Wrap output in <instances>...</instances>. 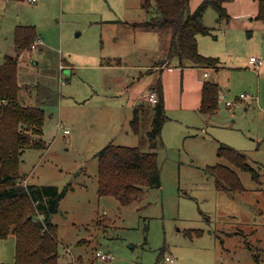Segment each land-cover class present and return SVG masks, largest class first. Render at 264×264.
I'll return each mask as SVG.
<instances>
[{"label":"rangeland","instance_id":"obj_1","mask_svg":"<svg viewBox=\"0 0 264 264\" xmlns=\"http://www.w3.org/2000/svg\"><path fill=\"white\" fill-rule=\"evenodd\" d=\"M201 1L189 0L190 10ZM142 3L0 0V64L6 55L17 58L19 99L45 111L47 146L23 150V182L68 186L52 216L62 262H96L99 249L111 253L107 264H264V20L255 17L258 1L234 0L228 21L209 6L203 22L210 33L197 36L198 50L218 57V67L182 70L176 56L166 70L154 68L168 61L171 31L135 25L151 12ZM18 24L35 25V46L16 47ZM250 56L261 64H250ZM204 80L220 85L212 114L194 103ZM158 83L166 120L162 142L152 148L146 134L151 104L138 96ZM136 104L145 105L138 134L130 124ZM109 142L155 150L160 186L144 187L127 204L99 195L97 154ZM221 142L244 152L256 174L218 156ZM218 162L238 173L240 189L217 185L206 167ZM14 255L10 232L0 239V262Z\"/></svg>","mask_w":264,"mask_h":264},{"label":"trees","instance_id":"obj_2","mask_svg":"<svg viewBox=\"0 0 264 264\" xmlns=\"http://www.w3.org/2000/svg\"><path fill=\"white\" fill-rule=\"evenodd\" d=\"M228 1L231 0H202L191 11L189 0H143L142 5L148 12L151 10L150 15L134 24L170 29V43L164 55L166 60L176 56L182 67L216 68L218 57L200 53L197 36L210 33V28L203 22V14L209 6L216 10L218 20H229ZM257 1L255 17L264 20V0ZM38 37L33 24H18L14 28L17 48L30 47ZM154 87L157 101L150 105L151 126L146 133L152 148L162 142L161 131L166 120L161 85L158 83ZM19 89L17 58L6 55L0 64V239L6 238L10 232L14 234L15 255L12 262L0 264H71L60 261L59 243L52 222L68 186L60 189L54 184L24 183V175L20 172L23 150L28 147L45 148L47 143L43 138L44 109L21 101ZM219 95V83L204 80L199 111L214 113L219 106ZM144 111L145 105L134 106L130 124L137 134ZM217 155L241 170L254 175L257 172L246 154L231 145L221 142ZM97 156L99 195H112L122 204H127L138 198L144 187L160 186L157 152L153 149L141 150L138 145L109 142ZM206 169L214 175L219 187L225 186L223 184L233 189L242 187L238 173L229 165L218 162ZM75 264L107 263H84L78 257Z\"/></svg>","mask_w":264,"mask_h":264},{"label":"built area","instance_id":"obj_3","mask_svg":"<svg viewBox=\"0 0 264 264\" xmlns=\"http://www.w3.org/2000/svg\"><path fill=\"white\" fill-rule=\"evenodd\" d=\"M29 1L30 2H36L37 0H29ZM248 61L250 64H253V65H260L261 64V60L259 58H257L256 56H250ZM204 74L207 75V71H205ZM240 96L244 98L246 95L244 93H241ZM144 99L150 103H155L157 101L156 90L153 89L148 95H146V97H144ZM227 103L229 104L230 101H228ZM64 131L67 132L68 129H64ZM95 255H96L97 263H105L111 259V253L108 251L105 252V251H101L98 249L95 251ZM165 259L167 261L172 260L169 256H166Z\"/></svg>","mask_w":264,"mask_h":264},{"label":"crops","instance_id":"obj_4","mask_svg":"<svg viewBox=\"0 0 264 264\" xmlns=\"http://www.w3.org/2000/svg\"><path fill=\"white\" fill-rule=\"evenodd\" d=\"M234 2V0H231V1H228L227 3H226V8H227V10H228V13L230 14V12H229V8H230V5L232 4ZM258 6V5H257ZM231 15V14H230ZM160 29H162V28H160ZM197 41H198V37H197ZM33 46H35V42L32 44V47ZM31 47V48H32ZM163 54V53H162ZM170 64V61H167L165 64H163V65H160V66H154V68L155 69H159V70H166L167 69V67H168V65ZM150 66V65H149ZM174 67H176V65H174ZM184 67V69H187V68H191V67H195V66H183ZM182 66H181V70H182V68H183ZM177 68H179V65L177 66ZM161 72V71H160ZM162 74H163V72H162ZM162 77H163V75H162ZM165 79V81H167L166 80V76H164V78H163V80ZM155 86V85H154ZM154 86H152L151 88H150V90H149V92H145V93H143V94H140L138 97V101L140 102V101H146L145 99H144V97H146V95H148L155 87ZM202 86V85H201ZM154 87V88H153ZM201 88L202 87H198V89H197V95H196V99H195V102L194 103H196V107L198 108V110H199V106H200V100H201ZM164 93V92H163ZM146 102H148V101H146ZM138 103V102H137ZM150 103V102H149ZM150 104H152V103H150ZM137 105V104H136ZM164 105H165V102H164ZM67 129V128H66Z\"/></svg>","mask_w":264,"mask_h":264}]
</instances>
